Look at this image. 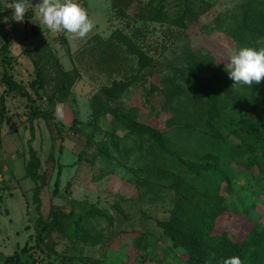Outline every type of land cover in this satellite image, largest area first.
<instances>
[{
  "label": "rangeland",
  "instance_id": "rangeland-1",
  "mask_svg": "<svg viewBox=\"0 0 264 264\" xmlns=\"http://www.w3.org/2000/svg\"><path fill=\"white\" fill-rule=\"evenodd\" d=\"M77 2L86 10L93 28L85 40L72 42L74 53H70L61 31L52 32L54 36L47 33L46 39L43 36L60 69L68 75L67 95L61 90L59 70L48 55H32L39 57L43 89L38 86L28 56L31 74L14 78L12 72L25 94L3 91L0 63V108L4 109L0 135L20 123L21 131L24 134L28 130L30 138L29 117L35 110H45L48 116H37L32 121L35 152L43 160L39 173L46 184L39 193L40 200H34L33 189L38 184L29 178L16 187L27 202L29 225L24 230L19 194L10 197L7 192L1 200V208L11 213V240L22 245L24 231L35 235L37 205L41 204L39 210L45 216L50 204L68 210L74 201L76 214L88 203L105 210L111 218L96 215L87 220L83 225L84 242L69 239L61 231L53 232L39 250L33 251L37 260L32 264H83L91 260L103 264H187L183 250L172 247L158 222L168 221L175 207L189 201L202 204L201 208L211 207L209 195L224 208L215 222V231L224 230L230 238H237L247 227L248 218H254L256 212L264 216V170L250 163L251 154L240 139L238 120L247 115L253 98L239 100L235 106L224 95V70L237 52L227 33L240 21L247 4L258 2L264 8V0H135L122 10L124 16L118 0H87V6L82 0ZM11 4L0 0V11L11 15ZM25 4L23 18L27 19L32 9H39L40 0H25ZM185 6L190 11L185 14L186 27L182 28L171 21ZM151 8L165 14L161 21L140 19ZM39 23L43 24L42 18ZM116 30L130 39L145 58L140 61L119 39L111 38ZM259 45L264 48V39ZM118 90L120 95L110 99ZM263 95L264 88L256 93L258 99ZM48 98L54 102L52 106ZM61 104L67 110L58 118L54 113ZM110 109L131 112L138 122L164 130L165 150L129 134ZM73 118L76 127L69 131ZM56 129L61 130L60 137ZM86 134L111 156L101 158L93 144L86 147ZM109 135L117 140L118 150L111 145ZM65 138H71L78 151L85 149L79 166H69L75 157L68 151ZM60 141L62 185L75 168L78 170L68 187L65 183L61 188L62 196L54 197L51 191L57 174L53 159L52 163L46 159L48 153L58 151ZM205 155L215 156L217 164L207 170H194V164ZM92 157L94 163L90 162ZM102 172L108 174L98 179ZM2 188L8 191L11 186L1 184ZM200 197L205 198L204 203L198 202ZM190 213L180 212L178 219L185 223L198 221ZM33 237L27 238V247L34 245ZM4 258L0 255V264H4ZM255 264H264V248Z\"/></svg>",
  "mask_w": 264,
  "mask_h": 264
},
{
  "label": "trees",
  "instance_id": "trees-1",
  "mask_svg": "<svg viewBox=\"0 0 264 264\" xmlns=\"http://www.w3.org/2000/svg\"><path fill=\"white\" fill-rule=\"evenodd\" d=\"M83 1V0H82ZM190 9L185 6L181 14L174 19L172 23L180 26L182 28L186 27L184 22L186 12ZM121 15H126L122 9L120 10ZM162 16L165 14L162 11L151 8L144 17H138L143 21L157 22L162 20ZM30 41L28 45L23 49V54L28 56L33 64L35 76L40 89H43L44 80L42 72L40 70L38 58L36 59L35 54L48 55L53 60L56 68L59 70L61 76V90L68 94L67 85V73L60 69V65L57 57L48 48V44L43 38V31L37 24H33L29 27ZM228 36L234 42L236 50L238 51L242 47H251L254 49L262 48L259 42L264 39V8L258 2L253 4H247L241 13V18L239 22H236L228 31ZM111 38L119 39L123 45L129 49L130 52L138 56L141 61L145 58V55L119 31H113L111 33ZM39 50H42L40 52ZM36 53H35V52ZM33 53V54H31ZM13 58L9 56L8 41L5 34H1L0 43V63L2 67L1 83L5 87V92H15L24 93L23 87L20 83H17L13 77L10 70L13 67ZM228 66L224 70V85L226 91L224 92L225 97L232 99L235 106L238 105L239 100L244 98H253L250 103V109L247 115L238 120L239 131L241 134L242 146L251 154L250 163L252 165H257L261 171L264 170V95L262 99L256 97V93L259 89L264 88V78L261 79L259 84L253 86H235L232 87L233 81L228 78L227 75ZM151 88H155L151 86ZM148 92V91H147ZM120 95V90L116 91L110 99L113 97H118ZM168 96V94H167ZM171 98L172 95H169ZM49 99V103L52 106L54 102ZM172 99V98H171ZM169 102V98H166ZM3 104V98L0 97V105ZM0 122L3 120L2 114L4 113L3 106L0 108ZM51 112V111H50ZM109 113L117 119L128 131L129 134L135 136L136 138L146 141L154 142L158 145L159 149L165 150V145L163 142L164 130H159L148 124L138 122L133 119L131 112H121L118 110L110 109ZM51 114V113H50ZM37 116L48 117L45 110L34 111V115L29 117L30 122V139L28 141L27 157L25 159V176L30 178L31 181L38 184L33 189V197L37 202L39 199V193L46 186L42 181V175L39 173L40 159L37 153L31 146L33 140L32 131V121L33 118ZM211 116H209L206 122H209ZM76 119L73 118L72 124L69 127V131L74 129ZM57 136L60 137L61 130L56 129ZM85 136V146H95L98 151V155L103 157H110V153L106 150L104 146L94 145L92 143V135L86 134ZM108 140L115 150L117 148V140L113 135H109ZM85 149H82L77 154V161L82 160L85 155ZM91 163L95 162V157L90 159ZM217 164V159L212 155H205L200 163L194 164L192 167L194 170H207ZM192 166L193 164L190 163ZM107 172H102V175L97 177L107 175ZM58 173L54 181L53 190L51 191V196H55L58 192L59 180ZM41 182V183H40ZM43 182V183H42ZM69 182L66 183L68 187ZM66 191V188L65 190ZM67 196V195H66ZM212 199L213 205L211 207L201 208L202 204H193L188 202L187 205L180 207L177 206L173 209L170 219L165 222H158V226L162 229L163 233L170 239L173 248H181L184 254V261L187 264H222L225 258L238 256L242 261V264H255L257 257L264 248V216L259 212L255 213L254 218H248V225L243 230V232L237 238H230L226 231H215V222L219 216L224 212V208L219 204L220 202L216 197L208 196ZM1 199V196H0ZM205 198L200 197L198 202L204 203ZM71 207L66 210L62 207H58L50 204L48 213L43 216L40 213L39 206L37 205L39 214L35 221V235L34 245L27 247V244L15 250L11 255L4 259V264H32L37 259L34 255V250L41 248L44 244V240L50 236L53 232L61 231L65 237L75 240H84V229L83 225L87 220H92L96 215H107L103 209H98L94 204H83L84 208L79 213L76 214L73 204L71 201ZM189 210L190 217L192 219L198 218V221H189L188 223L183 222L178 219L180 212L185 213ZM111 217H109L110 219ZM64 225L66 227L64 228ZM26 228V227H25ZM43 232V234H42ZM30 235V236H31ZM63 236V237H64ZM84 242V241H83ZM83 264H103L97 260H91Z\"/></svg>",
  "mask_w": 264,
  "mask_h": 264
},
{
  "label": "crops",
  "instance_id": "crops-1",
  "mask_svg": "<svg viewBox=\"0 0 264 264\" xmlns=\"http://www.w3.org/2000/svg\"><path fill=\"white\" fill-rule=\"evenodd\" d=\"M6 1L13 3L12 2L13 0H6ZM83 1H84V4L87 6V0H83ZM134 1L135 0H118L117 5H118V8L125 10L129 8L134 3ZM32 10H33L32 14L29 18L27 19L22 18V20L18 22L12 18V12L10 13L11 15H8L6 14L4 10L0 11V21H3L5 17L8 18L6 23H0V36L1 34H5L7 37L9 56L12 57L14 61L13 71L11 70V73L13 72L14 78H16L17 76L25 77L26 75L28 76L32 72V66L30 62L28 61V59L23 54V49L28 45L30 41L29 27L33 24H37L42 29V31H44L43 32L44 38L46 37L47 33L51 34V36H54V33H52V31H50L46 25L39 23V20H41L42 18L39 13V9L34 8ZM23 22H25V25H22ZM61 36H63V38L65 39V42L69 46L71 54L74 53V51L72 50V45H73L72 42L73 41L81 42L82 40H85L86 38V36L84 38H77L73 34L68 33L64 30H61ZM2 89L4 91L5 87L3 86ZM61 109L62 111L65 112L67 110L66 105L61 104ZM19 124L17 126L16 125L13 126V129L11 130V132L0 135V183L3 185L9 184L11 186V189L8 191L3 188L0 190V196H1V199H0V255H4L5 258L11 255L18 248H21L22 246H24L26 244L27 238L31 235V233L24 231L25 238H26L24 240V243L22 245H18L17 242H16L17 245L14 244V242L11 240L10 235L8 233V228L12 223L11 213L8 210V208H3V209L1 208V200L4 197H6L5 194L7 192L10 193L11 195L10 197H12L15 194H19L21 206H22L21 220H23L24 222L23 230L25 229V227L29 225L28 223L29 216L27 214V202L23 194L19 192L18 188L16 187H18V184H21L22 182L28 179V177L25 176V159L27 157V153H25L24 145H25L26 140L30 138L28 137V130L23 134V131H21V126ZM33 138L36 139L34 135H33ZM34 139L32 141V148L35 150L34 148L35 140ZM64 140H68L67 141L69 143L68 151H70L75 157L71 161V163L69 162L70 163L69 166H71V168L75 167V165L79 166L80 163L79 161H77V154L79 152L76 147L77 145L75 144V142H73L71 138H65ZM63 141H60L59 146H58V151L54 152L53 154L48 153V158L46 159L47 161H49V163L50 162L52 163V159H53V162H54L53 165L55 168L54 172L55 174L57 173L59 174L58 175V180H59L58 192L54 197L62 196L60 195L61 188L65 185V183H67V181L68 182L70 180L72 181L73 178L76 177L75 175L78 170V168H75V170H73V173H71L69 178L65 181L64 185H62L63 184L61 182L62 167H61L59 160L62 154L60 147L63 146ZM38 154L39 153H37V156ZM40 161L42 165L43 160L41 158H40ZM5 181H7L6 184H5ZM54 181H53V184H54ZM29 184L30 183H28V185ZM1 187H4V186H1ZM73 188L74 187L72 186L70 189L71 196L72 194H74ZM73 198L76 199L75 197Z\"/></svg>",
  "mask_w": 264,
  "mask_h": 264
},
{
  "label": "clouds",
  "instance_id": "clouds-1",
  "mask_svg": "<svg viewBox=\"0 0 264 264\" xmlns=\"http://www.w3.org/2000/svg\"><path fill=\"white\" fill-rule=\"evenodd\" d=\"M10 8L12 18L21 21L26 11L25 0H13ZM39 13L43 24L52 32L64 30L77 38H84L93 28L86 10L77 0H40ZM7 19L5 17L0 23H6ZM226 72L233 81L232 87L259 84L264 77V48H240L231 56ZM54 115L62 117L60 106L56 107ZM222 264H242V261L238 256H232L225 258Z\"/></svg>",
  "mask_w": 264,
  "mask_h": 264
},
{
  "label": "built area",
  "instance_id": "built-area-1",
  "mask_svg": "<svg viewBox=\"0 0 264 264\" xmlns=\"http://www.w3.org/2000/svg\"><path fill=\"white\" fill-rule=\"evenodd\" d=\"M22 25H25V22H23Z\"/></svg>",
  "mask_w": 264,
  "mask_h": 264
}]
</instances>
